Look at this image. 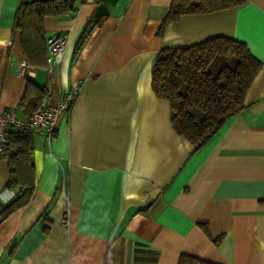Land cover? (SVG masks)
<instances>
[{
  "label": "crops",
  "instance_id": "obj_1",
  "mask_svg": "<svg viewBox=\"0 0 264 264\" xmlns=\"http://www.w3.org/2000/svg\"><path fill=\"white\" fill-rule=\"evenodd\" d=\"M20 1L0 0V111L14 106L27 119L18 105L26 77L46 86L42 105L76 95L50 139L31 131L34 189L0 219V264H177L181 253L264 264V0L183 14L159 35L171 0H76L42 18L45 49L25 46L27 55L14 29ZM96 15L102 23L77 48ZM54 34L65 44L50 80ZM214 36L244 42L261 67L244 108L194 149L173 130L151 68L161 48ZM8 178L0 156V209L23 189L7 188Z\"/></svg>",
  "mask_w": 264,
  "mask_h": 264
},
{
  "label": "trees",
  "instance_id": "obj_2",
  "mask_svg": "<svg viewBox=\"0 0 264 264\" xmlns=\"http://www.w3.org/2000/svg\"><path fill=\"white\" fill-rule=\"evenodd\" d=\"M247 0H171L162 18L157 34L167 22L183 14L208 13L245 3ZM74 0H21L16 13L14 29L21 36V44L33 46L36 52L44 51L42 18L62 15L74 9ZM99 15L91 18L80 36L77 48L91 30L102 23ZM40 39V40H39ZM224 56L223 63L212 73L208 65L216 56ZM47 56V52H46ZM45 56V62H46ZM261 62L247 45L234 38L214 36L200 42L178 47L161 48L151 68V87L156 96L166 100L170 109L173 130L184 136L194 147L202 146L232 115L240 112L245 92L258 73ZM48 90L26 77L25 88L18 105L28 116L42 105ZM1 156L9 164L7 188L23 186L0 209V219L25 204L32 195L33 165L30 160L32 133L10 129L5 135ZM200 226L205 230L203 223ZM177 264H220L181 253Z\"/></svg>",
  "mask_w": 264,
  "mask_h": 264
},
{
  "label": "built area",
  "instance_id": "obj_3",
  "mask_svg": "<svg viewBox=\"0 0 264 264\" xmlns=\"http://www.w3.org/2000/svg\"><path fill=\"white\" fill-rule=\"evenodd\" d=\"M76 1V0H74ZM82 1V0H80ZM64 38L59 34H54L46 39V71L50 80L54 79L57 66L61 61V56L64 49ZM19 73L25 75L29 73L28 65L24 60L19 63ZM76 95V89L63 93L56 105H40L34 109L27 119H21L15 114L14 106L8 107L0 111V156L4 150L5 135L10 129L40 131L46 138L50 139L57 121L64 117L65 113L71 107L72 101ZM13 196L9 192L5 200Z\"/></svg>",
  "mask_w": 264,
  "mask_h": 264
},
{
  "label": "rangeland",
  "instance_id": "obj_4",
  "mask_svg": "<svg viewBox=\"0 0 264 264\" xmlns=\"http://www.w3.org/2000/svg\"><path fill=\"white\" fill-rule=\"evenodd\" d=\"M223 57L224 56H220V55L216 56L212 60V62L208 65V70L214 73L217 70L218 66L223 63L224 60Z\"/></svg>",
  "mask_w": 264,
  "mask_h": 264
}]
</instances>
